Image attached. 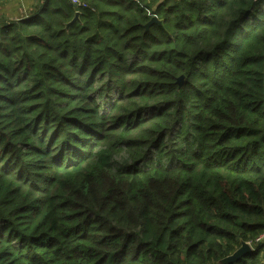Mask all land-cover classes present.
I'll return each instance as SVG.
<instances>
[{
    "label": "trees",
    "instance_id": "obj_1",
    "mask_svg": "<svg viewBox=\"0 0 264 264\" xmlns=\"http://www.w3.org/2000/svg\"><path fill=\"white\" fill-rule=\"evenodd\" d=\"M80 1L0 17V264H264V0Z\"/></svg>",
    "mask_w": 264,
    "mask_h": 264
},
{
    "label": "crops",
    "instance_id": "obj_2",
    "mask_svg": "<svg viewBox=\"0 0 264 264\" xmlns=\"http://www.w3.org/2000/svg\"><path fill=\"white\" fill-rule=\"evenodd\" d=\"M44 0H0V17L18 19L30 15Z\"/></svg>",
    "mask_w": 264,
    "mask_h": 264
},
{
    "label": "water",
    "instance_id": "obj_3",
    "mask_svg": "<svg viewBox=\"0 0 264 264\" xmlns=\"http://www.w3.org/2000/svg\"><path fill=\"white\" fill-rule=\"evenodd\" d=\"M78 18H79V13L76 14L75 18L72 20L71 23H73V22H74L75 20H77ZM157 22H159V20H158V18H157L156 16H154V17H153V18L147 23V25H146V29L148 30L149 27H150L153 23H157ZM71 23H70V24H71ZM70 24H69V25H70ZM178 84H179L180 87L183 86V84H184V77H183V76H181V77L178 78ZM251 250H252V248L250 247V245L247 244V243H244L243 246H242L240 249H238L233 255L229 256V257L227 258V260H228V261H235V260H237L238 258H240L241 256H243V255L247 254L248 252H250Z\"/></svg>",
    "mask_w": 264,
    "mask_h": 264
},
{
    "label": "built area",
    "instance_id": "obj_4",
    "mask_svg": "<svg viewBox=\"0 0 264 264\" xmlns=\"http://www.w3.org/2000/svg\"><path fill=\"white\" fill-rule=\"evenodd\" d=\"M72 3L75 5V6H86L87 4L86 3H83V2H81L80 0H72ZM257 242H260V243H263L264 244V233L261 235V236H259L258 238H257Z\"/></svg>",
    "mask_w": 264,
    "mask_h": 264
}]
</instances>
